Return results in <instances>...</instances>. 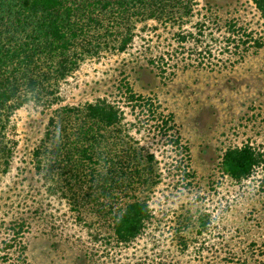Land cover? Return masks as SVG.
Returning a JSON list of instances; mask_svg holds the SVG:
<instances>
[{
  "label": "rangeland",
  "instance_id": "obj_1",
  "mask_svg": "<svg viewBox=\"0 0 264 264\" xmlns=\"http://www.w3.org/2000/svg\"><path fill=\"white\" fill-rule=\"evenodd\" d=\"M208 1L190 0L181 15L133 13L123 49L113 47L117 36L104 38L56 79L51 101L29 99L11 111L0 264H264V161L239 180L217 163L225 147L242 143L264 158V17L252 0ZM124 82L172 113L187 151L130 106ZM97 101L119 113L104 135L125 140L137 156L129 170H144L133 188L116 187L108 198L113 211L132 196L147 202L148 217L125 242L112 237L113 211L101 205L103 170L94 182L74 153L54 149Z\"/></svg>",
  "mask_w": 264,
  "mask_h": 264
},
{
  "label": "trees",
  "instance_id": "obj_2",
  "mask_svg": "<svg viewBox=\"0 0 264 264\" xmlns=\"http://www.w3.org/2000/svg\"><path fill=\"white\" fill-rule=\"evenodd\" d=\"M189 1L0 0V172L7 167L10 156L11 147L4 137V128L14 108L29 99L51 101L56 79L68 74L83 53L96 51L107 44L104 38L117 36L113 47L123 49L131 37V32L127 30L133 13L147 10L150 16L157 12L187 14ZM252 1L259 15L264 17V0ZM206 3L209 1L206 0ZM249 37L245 33L241 42L247 44ZM253 42L256 46L260 45L256 39ZM124 91L127 100L132 102L130 106L145 111L174 148L187 151V145L179 140L171 112H162L158 109V102L136 94L126 82ZM84 114L73 131V138L61 143L57 139L54 149L57 152L64 149L68 159L74 153L78 162L94 173L91 177L94 182L97 179L95 169L99 167L103 170L97 172L104 182L98 193L105 198L101 205H106L112 212V191L116 187L121 190L136 185L144 170L134 167L130 171L132 159L137 158L132 148L110 131L107 137L102 132L103 128L119 121V113L114 106L104 101L87 103ZM261 161L264 158L258 150L242 143L225 147L217 163L222 173L239 180ZM94 200H99L98 196ZM148 215L145 199L127 198L111 216L112 237L118 242L130 240L140 231ZM18 237V231H15L11 239L14 241ZM21 246L24 247L23 244Z\"/></svg>",
  "mask_w": 264,
  "mask_h": 264
}]
</instances>
